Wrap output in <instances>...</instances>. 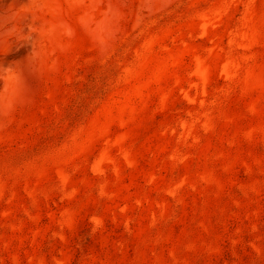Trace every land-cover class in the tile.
<instances>
[{"label": "rangeland", "instance_id": "374dc122", "mask_svg": "<svg viewBox=\"0 0 264 264\" xmlns=\"http://www.w3.org/2000/svg\"><path fill=\"white\" fill-rule=\"evenodd\" d=\"M0 264H264V0H0Z\"/></svg>", "mask_w": 264, "mask_h": 264}]
</instances>
